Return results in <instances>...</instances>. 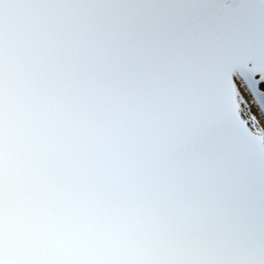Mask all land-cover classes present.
<instances>
[{"label":"snow or ice","instance_id":"1","mask_svg":"<svg viewBox=\"0 0 264 264\" xmlns=\"http://www.w3.org/2000/svg\"><path fill=\"white\" fill-rule=\"evenodd\" d=\"M0 264H264V0H0Z\"/></svg>","mask_w":264,"mask_h":264}]
</instances>
